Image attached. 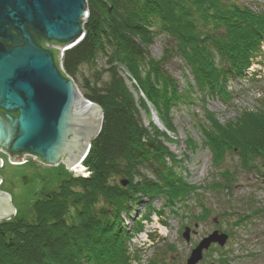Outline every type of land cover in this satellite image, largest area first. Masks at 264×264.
I'll return each mask as SVG.
<instances>
[{
    "label": "trees",
    "instance_id": "16d2710c",
    "mask_svg": "<svg viewBox=\"0 0 264 264\" xmlns=\"http://www.w3.org/2000/svg\"><path fill=\"white\" fill-rule=\"evenodd\" d=\"M86 8L84 35L64 51L62 66L74 79L82 64L95 65L101 58L108 65L98 68L94 84L86 80L81 91L103 113L83 161L90 175L62 179L58 192L34 205V221L1 223L0 264H128L127 234L119 224L133 211L136 194L162 196L171 205L191 189L174 171L165 134L143 125V100L138 106L118 65L134 76L169 129L162 110L181 95L147 52L153 26L168 36L169 51L190 71L197 89L224 100L226 81L242 75L264 39V6L234 0H88ZM140 71H146L144 77ZM259 104L256 113L243 111L226 125L208 119L212 130L203 127V132L216 165L228 144L245 168L259 159L264 168V96ZM155 259L148 264H158Z\"/></svg>",
    "mask_w": 264,
    "mask_h": 264
},
{
    "label": "rangeland",
    "instance_id": "374dc122",
    "mask_svg": "<svg viewBox=\"0 0 264 264\" xmlns=\"http://www.w3.org/2000/svg\"><path fill=\"white\" fill-rule=\"evenodd\" d=\"M234 1L256 9L264 6V0ZM87 2L88 0L86 7ZM86 18L87 12L83 21ZM152 29L155 33L147 52L157 66L171 77L181 95L173 105L167 107L168 110H162L169 129L160 120L155 104L142 93L134 76L121 65H118V71L138 106L140 100L145 104L140 110L143 125L148 129L154 126L165 134V145L175 158L174 171L189 185L191 192L180 195L171 205L162 196L148 199L136 194L133 211L128 216L123 215L119 224L127 234L125 245L128 264H148L155 258L158 264H185L191 250L214 230L228 235L225 244H211L203 251L201 260L196 264H264L262 160L256 161L251 169L245 168L239 156L227 144L222 147L225 151L223 161L216 165L203 132L204 128L212 130L209 118H213L217 126L226 125L243 111H258L260 100L264 96V39L261 38L260 51L247 67L249 69H244L246 74L230 76L226 81L224 88L228 98L224 100L215 93L212 96L201 93L195 86L190 71L178 56L169 51L168 36L160 32L157 25ZM70 47L72 46L61 48L62 55ZM165 48L168 50L167 55ZM62 55V70L72 79L62 66ZM107 67L101 58L96 59L95 65H80L72 79L80 93L82 94V86L86 88V80L94 84L98 68ZM140 72L144 77L146 71ZM148 76L151 80L152 74ZM103 78L107 79L106 74ZM187 78L189 86L186 84ZM158 87L161 86L158 84ZM156 88L157 85L149 92L155 94ZM215 123L213 121L214 126ZM86 154L80 160L82 164ZM0 158V191L8 194L10 206L14 208L13 216L1 220L0 224L15 223L19 219L25 223L34 221V205L46 200L47 195L58 192L62 179L87 178L90 175L84 165L82 171L75 172L72 169L76 165L67 168L61 160L55 165L46 164L34 159L35 155L29 153L22 155L23 160L27 161L21 163L10 162L8 153L2 150ZM124 181L125 185L122 184ZM124 181L120 185L125 189L128 181ZM186 227L193 232L188 243L182 237ZM144 233L151 242L148 248Z\"/></svg>",
    "mask_w": 264,
    "mask_h": 264
},
{
    "label": "water",
    "instance_id": "95a60500",
    "mask_svg": "<svg viewBox=\"0 0 264 264\" xmlns=\"http://www.w3.org/2000/svg\"><path fill=\"white\" fill-rule=\"evenodd\" d=\"M86 12V0H0V150L12 163L27 161L22 155L29 153L69 168L100 132V106L80 93L60 62L61 48L83 37ZM13 212L8 194L0 191V221ZM191 233L184 228L187 243ZM227 238L212 231L185 264H196L211 244L223 246Z\"/></svg>",
    "mask_w": 264,
    "mask_h": 264
},
{
    "label": "bare ground",
    "instance_id": "6f19581e",
    "mask_svg": "<svg viewBox=\"0 0 264 264\" xmlns=\"http://www.w3.org/2000/svg\"><path fill=\"white\" fill-rule=\"evenodd\" d=\"M243 74H244V72H243ZM72 170H75V172L82 171L83 170V164H82V162L76 164V166Z\"/></svg>",
    "mask_w": 264,
    "mask_h": 264
},
{
    "label": "built area",
    "instance_id": "2783aa9c",
    "mask_svg": "<svg viewBox=\"0 0 264 264\" xmlns=\"http://www.w3.org/2000/svg\"><path fill=\"white\" fill-rule=\"evenodd\" d=\"M249 69V68H248ZM1 159V158H0ZM2 160V159H1ZM0 182H1V180H0Z\"/></svg>",
    "mask_w": 264,
    "mask_h": 264
}]
</instances>
